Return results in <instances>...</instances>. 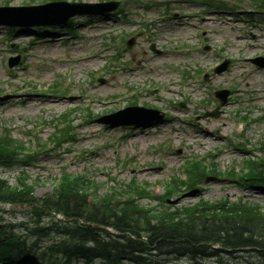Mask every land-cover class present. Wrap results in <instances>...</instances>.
<instances>
[{
    "label": "rangeland",
    "instance_id": "obj_1",
    "mask_svg": "<svg viewBox=\"0 0 264 264\" xmlns=\"http://www.w3.org/2000/svg\"><path fill=\"white\" fill-rule=\"evenodd\" d=\"M50 1L0 0V6ZM64 1L120 6L111 13L78 14L46 30L0 26V137L37 156L27 167L0 166V179L16 187L26 180L36 197L50 193L64 175H85L101 195L144 187L148 194L139 201L145 206L242 199L264 207L261 189L230 175L244 177L250 160H264V68L251 61L264 56L261 0ZM16 57L19 62L9 68ZM225 58L227 69L214 74ZM217 90L230 92L219 109ZM133 105L165 118L144 127L97 122ZM214 110L217 118L204 117ZM195 162L217 175L208 173L188 188ZM173 180L188 186L166 201ZM33 219L22 207L0 205V227L13 224L18 235L33 228ZM49 223L44 217L40 225ZM241 256V262L255 259L252 253Z\"/></svg>",
    "mask_w": 264,
    "mask_h": 264
},
{
    "label": "trees",
    "instance_id": "obj_2",
    "mask_svg": "<svg viewBox=\"0 0 264 264\" xmlns=\"http://www.w3.org/2000/svg\"><path fill=\"white\" fill-rule=\"evenodd\" d=\"M14 144L19 143L0 137V166L23 168L36 162L34 153L26 155L27 149ZM247 169L244 177L231 172V179L264 192V160H250ZM214 171L193 163L188 169L191 184L174 180L164 199L175 197L174 191L181 185L193 188L206 174H216ZM146 194L144 188L126 186L101 195L93 179L64 175L50 193L36 197L26 180L16 187L0 179V204L22 207L36 223L33 228L26 226L24 235L16 234L15 225L0 227V261L172 264L185 259L186 264H207L213 259V264H264V207L242 199L145 206L139 199ZM44 217L50 223L40 225ZM244 252L252 253L254 261L241 262Z\"/></svg>",
    "mask_w": 264,
    "mask_h": 264
},
{
    "label": "water",
    "instance_id": "obj_3",
    "mask_svg": "<svg viewBox=\"0 0 264 264\" xmlns=\"http://www.w3.org/2000/svg\"><path fill=\"white\" fill-rule=\"evenodd\" d=\"M118 6V2L101 4L53 2L39 6L0 7V25L20 28L56 26L67 23L72 17L78 14L112 12ZM133 43V40H131L127 45L132 46ZM18 61V58L9 60V67L16 65ZM253 62L259 67H264V58H256ZM227 66L228 62L226 61L215 69V73L223 72ZM216 96L220 99L221 105L223 106L226 103L228 92L219 91L216 92ZM140 113H143V115L141 116ZM208 115L217 117L218 113L214 112ZM163 118L164 114L158 111L142 107H132L103 116L97 121L101 124L114 127L118 125H144L146 123L161 121Z\"/></svg>",
    "mask_w": 264,
    "mask_h": 264
}]
</instances>
